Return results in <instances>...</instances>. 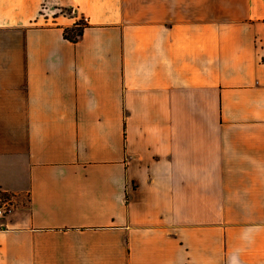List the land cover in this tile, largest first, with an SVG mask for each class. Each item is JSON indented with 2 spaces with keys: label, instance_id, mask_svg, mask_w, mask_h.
I'll return each instance as SVG.
<instances>
[{
  "label": "crops",
  "instance_id": "0c3cea01",
  "mask_svg": "<svg viewBox=\"0 0 264 264\" xmlns=\"http://www.w3.org/2000/svg\"><path fill=\"white\" fill-rule=\"evenodd\" d=\"M0 192V264H264V0H0Z\"/></svg>",
  "mask_w": 264,
  "mask_h": 264
},
{
  "label": "trees",
  "instance_id": "16d2710c",
  "mask_svg": "<svg viewBox=\"0 0 264 264\" xmlns=\"http://www.w3.org/2000/svg\"><path fill=\"white\" fill-rule=\"evenodd\" d=\"M86 26L87 24L84 21H80L69 28H65V38L72 42H77L79 38L83 35V31Z\"/></svg>",
  "mask_w": 264,
  "mask_h": 264
},
{
  "label": "built area",
  "instance_id": "2783aa9c",
  "mask_svg": "<svg viewBox=\"0 0 264 264\" xmlns=\"http://www.w3.org/2000/svg\"><path fill=\"white\" fill-rule=\"evenodd\" d=\"M14 207L11 199L6 195L0 192V219H3L8 215Z\"/></svg>",
  "mask_w": 264,
  "mask_h": 264
}]
</instances>
